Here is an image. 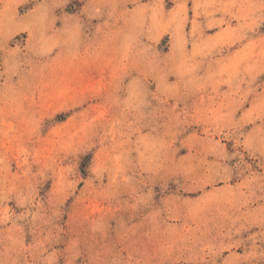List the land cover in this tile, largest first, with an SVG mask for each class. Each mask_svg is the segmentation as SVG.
<instances>
[{
    "label": "clouds",
    "instance_id": "obj_1",
    "mask_svg": "<svg viewBox=\"0 0 264 264\" xmlns=\"http://www.w3.org/2000/svg\"><path fill=\"white\" fill-rule=\"evenodd\" d=\"M0 264H264V0H0Z\"/></svg>",
    "mask_w": 264,
    "mask_h": 264
}]
</instances>
